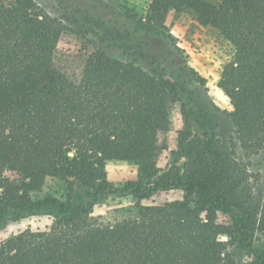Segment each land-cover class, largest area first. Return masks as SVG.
Wrapping results in <instances>:
<instances>
[{
	"label": "trees",
	"instance_id": "1",
	"mask_svg": "<svg viewBox=\"0 0 264 264\" xmlns=\"http://www.w3.org/2000/svg\"><path fill=\"white\" fill-rule=\"evenodd\" d=\"M184 11L230 45L217 87L238 145L256 154L264 147V0H150L135 24L160 31L170 12ZM66 30L34 0H0V219L52 217L44 230L0 243V264H236L235 248L264 264L254 244L264 238V186L234 141L219 140L209 122L194 133L183 113L171 147L184 86L94 40L64 50ZM164 155L171 161L161 169ZM111 162L134 166L135 179L113 188ZM48 180L64 187L63 199L43 193ZM174 189L180 200L145 204ZM108 194L130 195V210L94 219Z\"/></svg>",
	"mask_w": 264,
	"mask_h": 264
},
{
	"label": "rangeland",
	"instance_id": "2",
	"mask_svg": "<svg viewBox=\"0 0 264 264\" xmlns=\"http://www.w3.org/2000/svg\"><path fill=\"white\" fill-rule=\"evenodd\" d=\"M51 16L59 19L67 30L62 38L64 50L77 48L81 42L94 40L105 49L126 61L141 66L149 74L161 72L180 82L187 91L173 108L169 143L173 147L177 132L183 125V113L189 117L194 133L206 132L207 122L214 125L221 141L236 145V157L247 165L249 172L264 186V147L253 155L240 148L227 115L231 106L217 87L222 67L232 58L230 45L214 30L201 27L187 12H170L164 29L142 32L137 20L143 18L150 0H34ZM132 17H135L132 21ZM203 81V83L201 82ZM168 155L159 162L162 169L170 163ZM109 184L117 189L135 179L136 168L121 162L106 167ZM61 199L66 192L56 181L48 180L43 190ZM180 190L154 194L145 204H161L180 200ZM133 204L128 194L107 195L92 212L94 219L113 222L125 217ZM49 215L22 216L16 220L0 219V243L24 229L44 230L51 224ZM254 244L264 250V238ZM236 264H254L251 254L233 249Z\"/></svg>",
	"mask_w": 264,
	"mask_h": 264
}]
</instances>
